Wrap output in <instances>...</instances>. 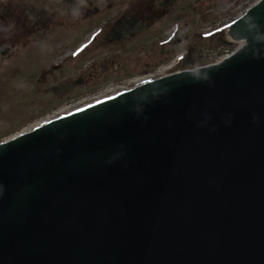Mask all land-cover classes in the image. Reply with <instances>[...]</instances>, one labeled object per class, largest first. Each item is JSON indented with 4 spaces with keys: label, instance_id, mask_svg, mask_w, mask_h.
Returning <instances> with one entry per match:
<instances>
[{
    "label": "water",
    "instance_id": "obj_1",
    "mask_svg": "<svg viewBox=\"0 0 264 264\" xmlns=\"http://www.w3.org/2000/svg\"><path fill=\"white\" fill-rule=\"evenodd\" d=\"M229 34L217 63L0 142V264H264V0Z\"/></svg>",
    "mask_w": 264,
    "mask_h": 264
},
{
    "label": "flooded vegetation",
    "instance_id": "obj_2",
    "mask_svg": "<svg viewBox=\"0 0 264 264\" xmlns=\"http://www.w3.org/2000/svg\"><path fill=\"white\" fill-rule=\"evenodd\" d=\"M186 1L180 6L183 11H195L194 7H188L190 3ZM181 2L182 0H33L31 8L27 9L21 0L15 3L0 0V50L8 47L4 54L0 53V99L6 91L7 70L14 74L18 85L27 80L30 86L28 91H32L42 102L62 101L69 96L79 95L86 88L130 76L143 56H133L132 51L129 52L131 55L122 54L129 48L124 43L133 41L152 27H159L160 22L164 24L157 31L166 30L168 12ZM10 21L16 24L12 35L8 36L12 31L7 25ZM140 26L144 29L140 30ZM116 29L117 32L114 33ZM165 30L164 33L167 31ZM89 33L91 36L87 45H79L81 38ZM113 35L116 37L113 38ZM48 36L56 37L57 41L49 42ZM197 36L194 31L191 36H185L190 63H195L201 57L197 56L200 51H212L214 47L226 45L223 37L211 38L209 42H214L208 48L206 41ZM120 37L123 38L120 40ZM183 42L175 33L165 34L163 38L158 35L154 40L146 39L148 50L156 52L158 46L159 52L154 56L148 55V61L140 66L139 72H145L152 65L161 62L176 50L179 43L183 45ZM29 43L31 49L27 50L25 48ZM105 48L110 53L107 57L99 59L96 56L97 60H83L92 49ZM74 49H82L76 57L70 55ZM12 57L16 61L8 69L6 61ZM202 58H207V55H202ZM29 61L32 65L31 72L29 79L26 75L23 82V65ZM46 107L47 104L43 103L41 110Z\"/></svg>",
    "mask_w": 264,
    "mask_h": 264
},
{
    "label": "rangeland",
    "instance_id": "obj_3",
    "mask_svg": "<svg viewBox=\"0 0 264 264\" xmlns=\"http://www.w3.org/2000/svg\"><path fill=\"white\" fill-rule=\"evenodd\" d=\"M16 1L18 0H7L8 3H15ZM21 1L23 3V6H24V3L26 4L24 7H26L27 9H30L31 8L30 4H33V0H21ZM187 1L190 3L188 7L190 8L194 7L195 11L193 12L183 11V8L180 6L184 5L185 0H182L180 5L178 6L176 5L177 7L172 8L168 12L167 17L169 18V21L167 22L168 26L166 28V30L169 31L173 27H177L176 34L179 37V39L184 41L183 45L185 47L187 46V48L189 46L186 44L187 39L185 38V36H191L193 31H197L198 33H200L203 30L205 31L207 27H212L225 20L228 21L231 19V17L233 16L236 17V15L240 11H242V9L240 11L234 10V12H231L229 15L225 16V14H221L219 16L214 17L215 15H213L212 13L207 15L205 13V9L210 8V7L216 8L220 4L226 3L230 0H187ZM241 1H245L241 7L246 8L249 5H251L255 0H241ZM39 6L43 7L42 5H39ZM174 19H178V20L175 21ZM15 24L16 23L14 21H10L7 23V25L12 29V31L9 32L8 36L12 35L15 29ZM162 24H164V22H160L159 27H152L150 30H148L143 35L139 37H135L133 41H128L124 43V46H129V48L131 47L132 49L126 48L124 52L121 51L122 54L128 53V55H131L129 52L132 51L133 56L134 55L143 56L141 58V62L138 65H136V67H134L133 69L134 74L139 72L141 70L140 66H142L144 63L148 61L147 60L148 55L154 56L155 54H157V52H159L158 46H156V49H157L156 52H154L153 49L148 50L149 48H148V45L145 43V40L146 39L154 40L155 36H158V35L160 36V38H163V36H165L167 31L165 29H162L161 31H157L158 29H160ZM164 30L166 31L165 33L163 32ZM38 35H40V33ZM48 38H49V42L57 41L56 37L50 38L48 36ZM83 39L84 37L81 38V40ZM226 39L228 40L227 35H226ZM213 42L206 43V46L210 48ZM180 44L181 43H179L178 46H180ZM184 46L179 50L184 49ZM236 46H237V42L230 41L224 47H219V48L214 47L212 51H210V49H206L205 51H200V52L198 51L199 53L197 56L201 55V57H198L197 60H195L194 65H201L204 63L214 62L220 59L222 56L233 51L234 48H236ZM25 49L27 50L31 49V44L29 43L27 45V48ZM197 49L198 47H196V50ZM107 50L108 49L106 48L105 49H92L90 52H88L83 57V60L84 59L90 60L92 58L93 60H97L95 58L96 56L99 59L104 56L107 57V55L110 54L109 52H107ZM121 52L119 53L121 56H123ZM171 55L172 54H169L167 57H170ZM202 55L204 56L207 55V58H202ZM15 61L16 59L14 57L7 59L6 61L8 64L7 68L9 69L10 67H13V63ZM31 67L32 65L30 61L29 63H25L23 65V76L21 77L23 78L22 79L23 82L25 81L26 75H27V79H29V73L31 72ZM15 78L16 77L14 76V74H10V71L7 70L6 91H5V95H3L0 99V141L10 137L11 135L17 132L22 131L26 127H30L32 124L36 123L44 116L47 117L46 115L48 114L46 115H43V114L52 112L55 108H58L60 106L59 103L62 102V101L57 102L56 100L42 102L40 100L33 99L34 96L31 95L32 91H28V87H30L28 81L26 80L24 83H21L20 85H18L19 82H16ZM119 79L113 80L110 82L111 83L119 82L120 81ZM0 81L2 82L1 77H0ZM107 83H105V86L108 85ZM17 86H19L18 89H16ZM102 86L103 85L97 86V88L102 87ZM92 88H95V87H92ZM25 89H26V92H25ZM97 90L98 89H88L84 92L82 91L83 92L82 95L89 96L93 94L94 92H96ZM78 97H74V98H78ZM67 101L68 100H65L63 103ZM43 103L47 104V107L45 110H41Z\"/></svg>",
    "mask_w": 264,
    "mask_h": 264
},
{
    "label": "bare ground",
    "instance_id": "obj_4",
    "mask_svg": "<svg viewBox=\"0 0 264 264\" xmlns=\"http://www.w3.org/2000/svg\"><path fill=\"white\" fill-rule=\"evenodd\" d=\"M144 77H146V76H144ZM139 79V78H138ZM119 90V89H118ZM113 92H115V91H113ZM113 92H110V93H113ZM110 93H106L107 95L108 94H110ZM97 98V97H96ZM75 107H73V108H67L65 111H62L61 113H66V112H68V111H70V110H72V109H74ZM38 124V122L37 123H34V124H32L30 127H26L25 129H23L22 131H27L28 129H30V128H32V127H34L35 125H37ZM11 136H13V135H11Z\"/></svg>",
    "mask_w": 264,
    "mask_h": 264
}]
</instances>
